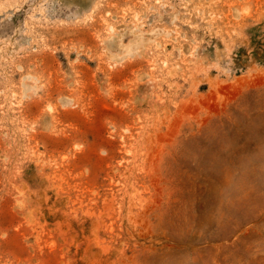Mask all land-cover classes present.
Listing matches in <instances>:
<instances>
[{"label": "rangeland", "instance_id": "rangeland-1", "mask_svg": "<svg viewBox=\"0 0 264 264\" xmlns=\"http://www.w3.org/2000/svg\"><path fill=\"white\" fill-rule=\"evenodd\" d=\"M0 264H264V0H0Z\"/></svg>", "mask_w": 264, "mask_h": 264}]
</instances>
